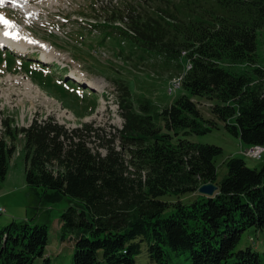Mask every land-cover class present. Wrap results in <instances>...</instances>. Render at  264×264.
Here are the masks:
<instances>
[{
    "label": "trees",
    "instance_id": "trees-1",
    "mask_svg": "<svg viewBox=\"0 0 264 264\" xmlns=\"http://www.w3.org/2000/svg\"><path fill=\"white\" fill-rule=\"evenodd\" d=\"M124 13L134 35L108 23ZM104 22L94 24L99 43L126 38L167 64L186 50L183 92L162 108L143 98L134 109L130 90L117 85L115 133L88 123L69 129L51 116L17 128L0 114V181L20 141L28 188L69 200L55 237L66 252L51 259L49 225L14 219L0 227V264H143L141 255L153 264H264V240L256 242L264 165L229 157L217 180L221 147L189 139L220 120L244 144L264 146V70L254 65L264 0H125ZM100 139L104 153L89 145ZM206 183L217 186L211 196L198 192ZM251 229L256 237L245 234Z\"/></svg>",
    "mask_w": 264,
    "mask_h": 264
},
{
    "label": "rangeland",
    "instance_id": "rangeland-1",
    "mask_svg": "<svg viewBox=\"0 0 264 264\" xmlns=\"http://www.w3.org/2000/svg\"><path fill=\"white\" fill-rule=\"evenodd\" d=\"M116 1L117 11L125 0ZM102 9L97 6V0H0V16L10 21L11 25L6 26L0 21V36L5 37L6 42L10 39L19 42L20 48L29 54L36 51L41 55L37 61L35 57H29L35 61H28L27 58L20 60L0 49V114L9 118L12 127L26 128L35 118L47 119L51 116L69 129L88 123L106 133H115L123 123L117 107L120 94L116 91L117 84L130 90L134 109L143 98L157 109L162 108L183 92L179 89L169 94V81L179 72L175 62L167 65L164 58L151 52H141L146 59L138 61L135 55L139 50L128 60L125 51L118 54L111 48L85 43L89 35L79 31L86 32L79 22L93 25L103 22L90 19L93 12L103 14L106 10ZM140 9L143 10L142 7ZM263 38L264 35L258 38L254 65L259 64L264 70ZM43 58L51 63L41 61ZM177 62L182 65L184 59L178 56ZM248 66L239 67L240 71L250 69ZM45 79L51 81L43 82ZM70 81L77 83V89ZM86 89L97 93V99H91ZM209 104L205 99L200 102L204 116H208ZM18 138H22L21 133ZM189 139L221 147V154L215 158L217 180L227 173L225 160L229 157L243 158L250 167L264 165V152L260 159L244 156L241 151L248 145L228 132L220 120H216V126L211 131L192 135ZM98 142L106 141L100 139L96 145L93 142L89 145L93 150L104 153V149L97 146ZM22 153V142L18 141L5 179L0 181V207L4 209V213H0V227L14 219L49 225L53 244L49 253L51 259H55V253L67 251L65 244L60 245L55 237L59 229L58 217L69 200L53 191L43 193L40 189L28 188ZM245 234L256 237L252 229ZM263 240L264 232H259L256 242L262 243ZM138 262L153 264L147 262L143 255Z\"/></svg>",
    "mask_w": 264,
    "mask_h": 264
},
{
    "label": "water",
    "instance_id": "water-1",
    "mask_svg": "<svg viewBox=\"0 0 264 264\" xmlns=\"http://www.w3.org/2000/svg\"><path fill=\"white\" fill-rule=\"evenodd\" d=\"M217 190V186L213 183H206V184H202L201 186H199L198 188V192L201 194H205L208 196L213 195V193Z\"/></svg>",
    "mask_w": 264,
    "mask_h": 264
},
{
    "label": "bare ground",
    "instance_id": "bare-ground-1",
    "mask_svg": "<svg viewBox=\"0 0 264 264\" xmlns=\"http://www.w3.org/2000/svg\"><path fill=\"white\" fill-rule=\"evenodd\" d=\"M2 1V0H1ZM5 19V18H4ZM3 37V36H2ZM4 40L5 42L7 41L6 38L4 37ZM44 55V54H43ZM41 55L39 54L38 58L40 57ZM42 61H46L47 59H41ZM177 80H174V84H176ZM263 149L260 147V146H255L254 148H252L250 151H262ZM214 194V193H213Z\"/></svg>",
    "mask_w": 264,
    "mask_h": 264
},
{
    "label": "built area",
    "instance_id": "built-area-1",
    "mask_svg": "<svg viewBox=\"0 0 264 264\" xmlns=\"http://www.w3.org/2000/svg\"><path fill=\"white\" fill-rule=\"evenodd\" d=\"M261 151H247L246 154L251 156V157H259V154H260Z\"/></svg>",
    "mask_w": 264,
    "mask_h": 264
},
{
    "label": "snow or ice",
    "instance_id": "snow-or-ice-1",
    "mask_svg": "<svg viewBox=\"0 0 264 264\" xmlns=\"http://www.w3.org/2000/svg\"><path fill=\"white\" fill-rule=\"evenodd\" d=\"M0 20H2V22H3L6 26H11V25H10V21H8L7 19H4L2 16H0ZM5 34L7 35L8 33L6 32Z\"/></svg>",
    "mask_w": 264,
    "mask_h": 264
}]
</instances>
